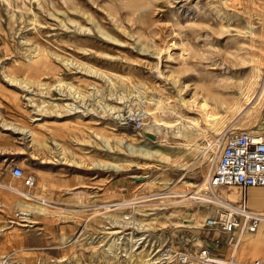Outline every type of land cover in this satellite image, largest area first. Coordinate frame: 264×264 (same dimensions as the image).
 I'll use <instances>...</instances> for the list:
<instances>
[{
	"label": "rangeland",
	"instance_id": "1",
	"mask_svg": "<svg viewBox=\"0 0 264 264\" xmlns=\"http://www.w3.org/2000/svg\"><path fill=\"white\" fill-rule=\"evenodd\" d=\"M0 119V264H131L107 248L117 230L127 246L218 237L237 258L260 237L264 253V221L228 244L206 232L215 205L190 196L204 194L219 137L264 130V0H0Z\"/></svg>",
	"mask_w": 264,
	"mask_h": 264
},
{
	"label": "built area",
	"instance_id": "2",
	"mask_svg": "<svg viewBox=\"0 0 264 264\" xmlns=\"http://www.w3.org/2000/svg\"><path fill=\"white\" fill-rule=\"evenodd\" d=\"M216 162L208 174V185L203 189L204 200L215 205V215L205 222L206 232L217 229L226 243L236 245L243 230L256 231L264 221V212L249 205L248 188L264 185V130L240 128L231 131L221 142ZM12 174L20 177L26 186L35 183L34 176L26 173L19 164L11 167ZM237 184L242 192L238 200L220 195L217 185ZM207 238L201 244L176 245L162 240L160 249H155L158 261L151 264H264V257L238 259L218 248L220 239L213 243ZM155 252V253H156ZM3 264V262H1ZM8 264H24L10 262ZM55 264V263H53ZM81 264V263H77Z\"/></svg>",
	"mask_w": 264,
	"mask_h": 264
},
{
	"label": "bare ground",
	"instance_id": "3",
	"mask_svg": "<svg viewBox=\"0 0 264 264\" xmlns=\"http://www.w3.org/2000/svg\"><path fill=\"white\" fill-rule=\"evenodd\" d=\"M36 61L40 62L41 65H43V67H50L51 60H50L49 56H47L46 54H43V53L40 54V56L38 57V59ZM251 89H252L251 85H249L248 87H245V94L246 95L247 94H250V90ZM197 107L201 109L202 116H203V121H204V124L206 126H208V127H215V126H217L220 123V121H221V115L212 112V108L213 107H212V105L207 100H204L203 103L199 104ZM74 109H77V108L74 107ZM177 112L178 113H175L176 115L181 114V112H179V111H177ZM174 117H176V116H174ZM2 124H4V123H2ZM26 130H28V129H26ZM30 132H32V134L34 133L32 130H30ZM218 141H219V138L217 140V145H218ZM137 178H138V181L142 179L140 177H137ZM217 187H221L222 189L224 187H230V189L232 190V192L228 195V197L231 198V199H233V200H238L241 197V194L243 192L241 190L240 186H238L237 184L217 185L215 188H217ZM248 191L251 192V196H250V198H248L249 205H251V206H253L255 208H258L259 210H262L264 208V185H252V186H250L248 188ZM19 192L26 199V200L23 199V200H20L19 201L21 204H23L22 206H25L26 208L28 207L27 209L33 208L34 211H36L37 214H39V215H47V214H49L48 211H47V209H46V205L48 203L46 201L45 202L43 201L44 198H40V199L37 198L36 196H34V192H25V191H20V190H19ZM197 194H198L197 192H192V194L190 196H193V198L195 197V198H199V199L200 198L201 199H204L205 196L203 197V195H201V194H198L197 195ZM30 195H32V197ZM149 210L150 209H148L147 211H149ZM191 215L197 217L198 216V211H196L195 213H192ZM208 218H206L205 221H208ZM125 219H127V218H125ZM125 219H123V220H117V222H115V223L117 224L118 227H124L126 225L132 224V222H135V221L128 222ZM21 224H24V225H27L28 226L29 223H21ZM141 226L142 227H145L144 224L143 225L141 224ZM6 227H10V226L8 225ZM6 227H4V228H6ZM244 231L250 232V230H247V229H245ZM121 232H122L121 230H117V231H112L111 232L113 234V236H112L113 237L112 238L113 241H110V243H108V247H107L108 250H110V252H115V250L117 248L122 247V250L124 251L123 256L126 257V261L132 262L131 264H133L134 262H136V264H151L152 261H155V262L158 261L157 256H156L158 252L155 251L156 252L155 253L153 251L158 246L159 247L157 249H160L161 244H162L161 242L158 243V244H156V245H154L152 243H148V244L146 243V245H145L143 243L147 239H146V237H144L143 239L145 241H143V243L142 244L140 243L139 245L136 243L138 245L137 247H136V244H132L131 246H127V241H125V237H122V238L121 237H118V234H120ZM248 236H249L248 234H243L242 239L243 240H245V239L250 240V238ZM127 239L128 240H131V238H128V237H127ZM262 239H260V237H258L255 240H254V238H251V241L247 245L243 246L241 248L240 252L237 253L238 258L245 259L247 257H263L264 256V253H262L260 250H258L259 249L258 247L260 246V244L262 242ZM114 256H116V255H114ZM60 262L63 263L65 261H60ZM63 264H73V263L69 261V262H65Z\"/></svg>",
	"mask_w": 264,
	"mask_h": 264
},
{
	"label": "crops",
	"instance_id": "4",
	"mask_svg": "<svg viewBox=\"0 0 264 264\" xmlns=\"http://www.w3.org/2000/svg\"><path fill=\"white\" fill-rule=\"evenodd\" d=\"M226 190H227V191H230L231 189H230L229 187H226Z\"/></svg>",
	"mask_w": 264,
	"mask_h": 264
}]
</instances>
